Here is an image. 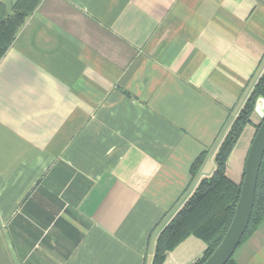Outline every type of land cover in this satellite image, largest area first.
<instances>
[{
  "label": "crops",
  "instance_id": "obj_1",
  "mask_svg": "<svg viewBox=\"0 0 264 264\" xmlns=\"http://www.w3.org/2000/svg\"><path fill=\"white\" fill-rule=\"evenodd\" d=\"M0 4V264H153L264 75V0ZM250 121L226 164L236 184L264 97ZM206 250L190 236L164 264ZM234 259L264 264V218Z\"/></svg>",
  "mask_w": 264,
  "mask_h": 264
},
{
  "label": "trees",
  "instance_id": "obj_2",
  "mask_svg": "<svg viewBox=\"0 0 264 264\" xmlns=\"http://www.w3.org/2000/svg\"><path fill=\"white\" fill-rule=\"evenodd\" d=\"M3 12L4 6L0 4V24L4 26L7 24L9 28H13L5 20ZM7 30L3 31L4 35L2 37L0 36V43H2L0 58L4 54L8 44V40H5ZM13 30H15V27ZM259 97H264V75L255 85L245 106L219 147L215 157V171L213 175L201 181L195 192L159 234L153 264H164L168 253L190 236L201 239L207 246L203 258L195 263L203 264L223 240L234 218L242 188V183L236 184L228 178L226 164L244 129L251 122L250 118L254 111L256 100ZM206 155L207 152L201 154L192 165V180L196 177ZM263 218L264 159L259 174L251 221L241 244L254 232L255 227ZM227 264L238 263L233 257Z\"/></svg>",
  "mask_w": 264,
  "mask_h": 264
},
{
  "label": "water",
  "instance_id": "obj_3",
  "mask_svg": "<svg viewBox=\"0 0 264 264\" xmlns=\"http://www.w3.org/2000/svg\"><path fill=\"white\" fill-rule=\"evenodd\" d=\"M264 159V121L250 147L240 199L234 218L219 246L203 264H227L235 255L249 227L260 170Z\"/></svg>",
  "mask_w": 264,
  "mask_h": 264
}]
</instances>
